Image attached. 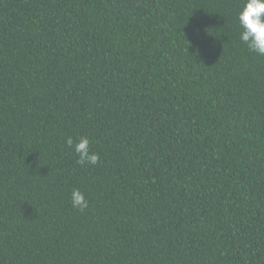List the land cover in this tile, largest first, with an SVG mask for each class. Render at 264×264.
<instances>
[{
  "label": "trees",
  "instance_id": "1",
  "mask_svg": "<svg viewBox=\"0 0 264 264\" xmlns=\"http://www.w3.org/2000/svg\"><path fill=\"white\" fill-rule=\"evenodd\" d=\"M241 3L0 0V264H264ZM85 135L95 166L64 143Z\"/></svg>",
  "mask_w": 264,
  "mask_h": 264
},
{
  "label": "clouds",
  "instance_id": "2",
  "mask_svg": "<svg viewBox=\"0 0 264 264\" xmlns=\"http://www.w3.org/2000/svg\"><path fill=\"white\" fill-rule=\"evenodd\" d=\"M236 21L240 42L248 51L264 56V0H242ZM64 143L75 153L78 165L95 166L100 162V155L92 149V141L88 136H68ZM70 202L72 208L81 212L88 207V199L78 188L72 189Z\"/></svg>",
  "mask_w": 264,
  "mask_h": 264
}]
</instances>
